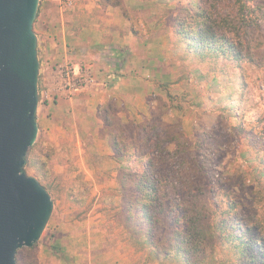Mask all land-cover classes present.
<instances>
[{
    "label": "rangeland",
    "instance_id": "1",
    "mask_svg": "<svg viewBox=\"0 0 264 264\" xmlns=\"http://www.w3.org/2000/svg\"><path fill=\"white\" fill-rule=\"evenodd\" d=\"M65 1L52 0L48 20L58 19L55 25L65 12L80 9L99 14L107 4H118V0H72L67 6ZM148 1L145 9L167 42L151 52L146 73H136L149 85L137 84L140 95L133 103L115 93L112 48L95 50L101 83L88 92L83 85L68 94L56 67L71 65L64 56L69 49L57 48L44 60L37 37L38 130L23 171L46 189L53 208L39 239L17 250L16 264H180L150 257L146 244L138 241L125 220L119 191L122 170H143L136 163L137 154L156 158L160 147L169 142L160 157L164 173L195 176L201 181L196 161L201 157L214 189L236 193L239 216L259 221L264 228V175L257 174L264 171V22L258 19V25L249 19V25L238 29L235 0ZM191 2L209 11L220 35L235 43L238 37L250 38V55L237 63L188 49L175 26L182 7ZM255 2L263 4L264 0ZM85 15V26L102 23ZM36 18L33 31L37 35ZM52 25L47 23V32L52 33ZM88 52L78 50L72 60L77 59L76 71L94 76ZM96 89L106 93L99 104L95 98L87 100L89 107L75 100L86 93L92 96ZM113 134L130 156L113 157Z\"/></svg>",
    "mask_w": 264,
    "mask_h": 264
},
{
    "label": "trees",
    "instance_id": "2",
    "mask_svg": "<svg viewBox=\"0 0 264 264\" xmlns=\"http://www.w3.org/2000/svg\"><path fill=\"white\" fill-rule=\"evenodd\" d=\"M253 1L235 0L238 29L250 21L264 22V10L259 11L264 3ZM214 24L207 9L191 2L187 8L182 7L175 31L196 54L226 57L237 63L245 60L250 55L251 39L238 37L235 43L220 35ZM110 141L115 159L130 156L115 134ZM170 144L161 146L156 158L144 159L145 153L137 154L136 163L143 170H122L119 177L125 220L138 241L146 244L150 257L180 264H264L262 224L239 216L240 199L236 193L214 189L201 157L196 160L201 181L195 176L164 173L160 157ZM257 174L263 176L264 171L258 170Z\"/></svg>",
    "mask_w": 264,
    "mask_h": 264
},
{
    "label": "water",
    "instance_id": "3",
    "mask_svg": "<svg viewBox=\"0 0 264 264\" xmlns=\"http://www.w3.org/2000/svg\"><path fill=\"white\" fill-rule=\"evenodd\" d=\"M39 0H0V264H16L21 247H31L51 215L53 201L23 171L37 135V35Z\"/></svg>",
    "mask_w": 264,
    "mask_h": 264
},
{
    "label": "crops",
    "instance_id": "4",
    "mask_svg": "<svg viewBox=\"0 0 264 264\" xmlns=\"http://www.w3.org/2000/svg\"><path fill=\"white\" fill-rule=\"evenodd\" d=\"M117 2L118 4L113 6L107 4L106 8L99 14L91 10L84 12L80 9L76 10V12H65L60 19V24L55 25V23L59 22L58 19L48 20L49 11L53 6L52 0H41L40 12L36 18L38 51L46 60L53 55L57 48L69 49L68 54L65 52L64 56L70 60L71 66L76 71L77 69L74 67L77 59L72 60L76 57L75 53L78 50L82 53L86 50H91V53L88 52L87 57L88 62H92L89 68H91L94 76L89 75L90 81L84 87L86 88L85 91L88 92L91 87L101 83L99 74L101 71L97 68L100 67L98 64V53L95 50L101 46L104 47L103 49L112 48L114 51L112 73H117L115 77V93L118 96L131 99L130 101L133 103V98L140 95L137 84L142 88H146L149 85L146 80H143L136 73L143 75L146 73V67L151 65V52L153 50H161L164 47L167 42L166 34L160 31L161 27L159 25H154L151 12L145 9L150 1L118 0ZM61 8L67 9L68 7ZM85 14L91 20L100 19L102 25L96 24L97 22L95 21L89 27L85 26ZM49 22L53 23L50 28L52 33L46 30ZM48 34L51 36L48 37ZM77 90L73 91L72 94ZM138 92L139 94H137ZM105 94L104 90L96 89L92 96L86 93L77 96L75 100L81 101L87 107V100L95 98V101L99 104L101 96L104 98ZM73 109L78 108L74 107ZM43 110L45 112L47 110L46 107ZM75 111L80 112L79 110ZM36 112H39V105Z\"/></svg>",
    "mask_w": 264,
    "mask_h": 264
},
{
    "label": "built area",
    "instance_id": "5",
    "mask_svg": "<svg viewBox=\"0 0 264 264\" xmlns=\"http://www.w3.org/2000/svg\"><path fill=\"white\" fill-rule=\"evenodd\" d=\"M65 4L67 6L72 5V0H66ZM56 68L59 70L60 77L63 79L68 94H72L77 88L86 85L90 81V76L86 73V71H75L71 65L63 64L62 66L60 65ZM45 99L48 100V97L46 96Z\"/></svg>",
    "mask_w": 264,
    "mask_h": 264
}]
</instances>
